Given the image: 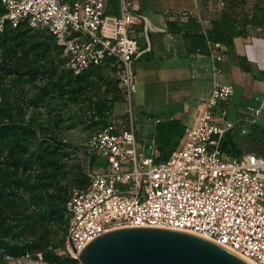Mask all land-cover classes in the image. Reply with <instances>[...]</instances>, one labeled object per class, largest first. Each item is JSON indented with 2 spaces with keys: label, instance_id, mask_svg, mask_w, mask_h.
<instances>
[{
  "label": "built area",
  "instance_id": "obj_1",
  "mask_svg": "<svg viewBox=\"0 0 264 264\" xmlns=\"http://www.w3.org/2000/svg\"><path fill=\"white\" fill-rule=\"evenodd\" d=\"M225 9L226 0H217ZM0 31L26 25L55 36L63 47V68L81 75L96 66L114 69L126 112H106L104 126L85 143L88 183L73 188L66 202V252L75 260L97 237L131 226L184 231L213 240L239 256L264 264V157L222 151L224 135L237 125L258 122L264 110L246 107L230 117L234 87L221 80V42L208 39L211 94L178 146L158 161L155 142L148 154L138 142L133 119L137 79L133 62L145 49L147 18L132 0H0ZM188 19L191 12L181 14ZM165 119L155 118L158 124ZM243 133L246 129L243 128Z\"/></svg>",
  "mask_w": 264,
  "mask_h": 264
},
{
  "label": "rangeland",
  "instance_id": "obj_2",
  "mask_svg": "<svg viewBox=\"0 0 264 264\" xmlns=\"http://www.w3.org/2000/svg\"><path fill=\"white\" fill-rule=\"evenodd\" d=\"M3 35L1 32L0 126L13 123L26 125L28 130L22 133L25 149L18 154L24 165L12 166L5 159V150L0 151V172L14 187L11 192L0 182V264H80L66 252L63 204L73 188L88 183L85 143L101 125L96 104L108 102L117 113L126 112L119 75L112 68H97L80 78H70L64 88H55L51 80L57 81L63 74L60 48L53 37L47 31L22 27L8 31V37H15L6 45ZM148 57L144 55L137 63L140 66H134L138 83L132 114L138 142L149 154L158 129L153 120L158 115L164 119L170 112L189 114L180 102L164 101L173 98L175 85L168 79L152 82ZM6 66L17 72L5 74ZM37 69L34 76L28 73ZM156 87L159 98L155 100L151 93ZM206 94L202 102L208 100L211 89ZM255 124L263 123L259 119ZM258 133L256 139L249 130L235 131L244 151L264 156V134ZM7 138V133L0 134L2 149ZM53 207L56 213L48 221L43 210ZM7 241L14 252L5 248Z\"/></svg>",
  "mask_w": 264,
  "mask_h": 264
},
{
  "label": "crops",
  "instance_id": "obj_3",
  "mask_svg": "<svg viewBox=\"0 0 264 264\" xmlns=\"http://www.w3.org/2000/svg\"><path fill=\"white\" fill-rule=\"evenodd\" d=\"M132 1L135 9L146 16L148 24L147 36L140 37L145 51L133 62L136 79L134 66L139 67L137 63L148 55L152 82L168 79L175 85L173 98L164 101L180 102L189 114L170 112L165 118L180 119L185 129L193 126L202 99L212 88L208 55L189 52L193 45L191 39H186L188 34H204L209 40L222 43L220 78L234 87L230 117H243L247 106L259 105L257 98L264 95V0H226L222 10L217 0ZM186 11L191 12L188 19L181 15ZM253 15L257 21L249 23ZM151 94L153 99H158L159 89L153 88ZM260 120L264 124V110ZM153 141L157 149L155 137Z\"/></svg>",
  "mask_w": 264,
  "mask_h": 264
},
{
  "label": "water",
  "instance_id": "obj_4",
  "mask_svg": "<svg viewBox=\"0 0 264 264\" xmlns=\"http://www.w3.org/2000/svg\"><path fill=\"white\" fill-rule=\"evenodd\" d=\"M79 261L80 264H251L204 236L142 226L120 228L97 237L82 250Z\"/></svg>",
  "mask_w": 264,
  "mask_h": 264
},
{
  "label": "trees",
  "instance_id": "obj_5",
  "mask_svg": "<svg viewBox=\"0 0 264 264\" xmlns=\"http://www.w3.org/2000/svg\"><path fill=\"white\" fill-rule=\"evenodd\" d=\"M110 6H111V12L112 13H117L118 9H119V0H110ZM4 9L1 6L0 3V17L3 14ZM257 18V16H256ZM255 18V16H251L249 23H254L257 21V19ZM256 21H255V20ZM234 23L237 24L236 20L234 19ZM27 28L29 30H33L31 28H29L26 25H20L19 27H12L7 25L3 31H0V33L2 32L4 35V41L6 43V45L9 43L10 41V37H15V36H10L8 37V31L9 30H19L20 28ZM44 31V30H41ZM50 34V33H49ZM53 39L56 41L57 46L60 48V53H61V64H60V71L62 72V76H59V78L57 79V81L51 80V84L53 87H61L64 88L65 83L64 82H70V78H80L86 74H88L89 72H92L93 70L97 69V68H102L100 66H96V67H92L90 69H88L86 72H84L81 75H74L72 72L67 71L63 68L64 65V58H63V47L60 46L55 38V36H53L52 34H50ZM186 39H191L193 48H188L189 52H193V53H201L204 55H209L210 50L208 48V39L209 37H206L204 34H193V35H186ZM211 40V39H210ZM213 41V40H212ZM13 42V40L11 41ZM45 51L47 53L48 47L45 48ZM4 70L6 72H4L5 74H9V73H15L17 72L14 68H10L8 66H6L4 68ZM38 72V69L35 71H29L28 73H30L31 75H36V73ZM113 105L109 104L108 102H99L96 104V110L99 113V118L103 117L105 115L106 112H113ZM101 120V126H104L106 124V121L103 119ZM157 133L155 135V140L157 143V149L159 151V156L157 157L158 161H163L166 160L170 154L175 150V148L178 146L181 138L184 135L185 132V127L182 124L180 119H169V120H165L161 123L157 124ZM243 130V128L247 130H249L251 132V136H253V138H258V136L256 137V135H259L258 132H261L264 134V124H250V125H237L234 129L230 130L229 132H227L223 139H222V143H221V149L222 151L229 153L231 155L234 156H239L241 154H243L244 149L243 147L240 145L239 141L236 139V135H235V131L238 129ZM28 130V126L26 125H18V124H6L3 126H0V134H8V138H7V144H6V148L0 147V151L2 152L3 150H5V159L8 160L10 162V164L12 166H17V165H24V161L21 160L18 156V154H20L21 156V152L24 151V144H23V138H22V133L24 131ZM258 154V153H256ZM260 155V154H258ZM262 156V155H260ZM264 157V156H263ZM0 182L4 185V189H10V191H13V181H10L6 176L2 175L0 172ZM70 192L68 193V195L66 196L65 200H64V204H63V213L65 216V211H66V202L69 198ZM56 208H45L43 210L42 216L47 219L48 221H51L56 213ZM65 222H66V218H65ZM5 230V237H8L9 234V228L4 229ZM7 233V234H6ZM66 233H67V228H66ZM5 248L9 251V252H14V247L11 246L10 242H6L5 243ZM62 263V262H61ZM72 263H77V261L73 260Z\"/></svg>",
  "mask_w": 264,
  "mask_h": 264
},
{
  "label": "bare ground",
  "instance_id": "obj_6",
  "mask_svg": "<svg viewBox=\"0 0 264 264\" xmlns=\"http://www.w3.org/2000/svg\"><path fill=\"white\" fill-rule=\"evenodd\" d=\"M249 261V260H248ZM251 264H254L253 262L249 261Z\"/></svg>",
  "mask_w": 264,
  "mask_h": 264
}]
</instances>
